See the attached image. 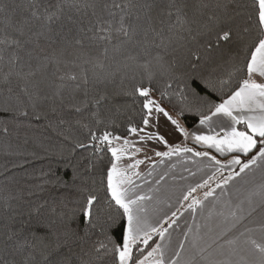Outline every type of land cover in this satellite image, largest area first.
Instances as JSON below:
<instances>
[{"label":"snow or ice","instance_id":"snow-or-ice-1","mask_svg":"<svg viewBox=\"0 0 264 264\" xmlns=\"http://www.w3.org/2000/svg\"><path fill=\"white\" fill-rule=\"evenodd\" d=\"M225 57L231 71L217 82L203 69ZM112 69L149 78L124 93L139 121L129 116L122 133L108 108ZM73 125L84 139L66 134ZM47 130L69 141L67 154L45 143ZM0 135L19 141L5 157L23 158L0 164V264H264V0H0ZM186 154L211 173L175 207L158 201L169 211L150 209L166 174L149 177ZM36 160L47 166L28 172ZM217 188L243 196L217 211ZM55 189L65 194L45 198ZM185 212L221 219L170 246Z\"/></svg>","mask_w":264,"mask_h":264},{"label":"trees","instance_id":"trees-1","mask_svg":"<svg viewBox=\"0 0 264 264\" xmlns=\"http://www.w3.org/2000/svg\"><path fill=\"white\" fill-rule=\"evenodd\" d=\"M167 60L170 62L171 57H167ZM227 58L225 57L224 60H218L216 63L209 65L203 69V71L211 72L213 79L218 82L219 79L227 80L229 77V73L231 71L230 65L226 62ZM213 69H215L213 71ZM116 74L113 77V79L108 84V92L111 97V101L108 104V108L111 109V111L114 113V120L116 124L120 125L119 128H116L115 130L117 132L122 133L124 131V125L127 123L129 116H132L137 122L139 121V116L135 115V113L139 112V106L134 105L131 103V99L124 95L125 92L130 91L134 84L138 83L141 78H143V83L145 86H148L149 84V78L148 73L144 69H137V75L136 79H131V73L128 75H124V70H116L112 69ZM153 75L151 77V84L155 88H162L165 85L166 77L164 75V70L162 68H154L152 69ZM58 83V81H57ZM227 85H225V88L227 89ZM212 99L219 101V97L216 96V94L213 93ZM117 109H119V112H117ZM195 118L193 116H189V119L187 121V124L190 128V130L195 126ZM65 131L67 135L70 136H79L81 139L85 138V132L86 130L79 128L78 126L73 125L70 129L68 126H65ZM42 135L44 137H47L48 139L45 140V143L49 145L54 153L60 152L63 150L65 154H67V150L71 147L69 141L64 140L62 137L57 136L54 132L51 130L43 131ZM6 143H10L12 146H15L19 143L17 139L14 136H9L5 138L3 135H0V164H3L5 160L8 159H23L22 157H5L3 155V149L6 145ZM31 147V145H29ZM81 155V150H76V156ZM86 155V153H85ZM109 156L106 154L104 156V160L101 161V166L97 168L95 179L97 183V188L100 191V194H103V188L100 185V179L102 175V170L107 167ZM75 162V161H73ZM86 163V161H85ZM47 166L46 160H36L32 163L26 165V168L28 172H32L34 169L39 170L42 167ZM83 167V165H81ZM16 176L17 179H25L26 173L23 169H16ZM59 172L63 173L64 169H58ZM66 179L71 180V172L69 170V176L66 177ZM0 182H3V177H0ZM212 186L215 185V182L211 184ZM65 194L64 189H55L50 193H45V198L49 199H59L61 196ZM68 198L71 200L72 194L68 193ZM154 240L158 243L159 238L154 237Z\"/></svg>","mask_w":264,"mask_h":264},{"label":"crops","instance_id":"crops-1","mask_svg":"<svg viewBox=\"0 0 264 264\" xmlns=\"http://www.w3.org/2000/svg\"><path fill=\"white\" fill-rule=\"evenodd\" d=\"M189 146H192L190 142ZM149 154L151 155V153ZM217 158L223 159L219 156ZM156 159L158 158L153 157V160ZM209 164L210 162L207 159L201 160L200 158L192 157L191 154H186L183 159L174 156L171 160L164 161V163L160 164L156 168L153 176L149 177V179L155 181V179L158 178L161 173L166 174V182H162L160 192L154 194L156 199H154L149 204V208L151 209L153 207H157L167 212L169 209L167 208L166 204L158 202L165 200L172 202L175 207L176 197L179 196L182 188H186L187 185L196 181H202V179H206L207 175L211 173L212 169L208 167ZM141 169L143 171H147V162L145 165L141 166ZM192 173H195L196 175L193 176ZM227 174V171H225L224 175ZM210 183L212 184L213 182ZM144 187L145 190H147L148 185H145ZM212 187L215 188V185ZM206 190L207 189L198 190L197 195L202 199L203 192ZM242 196L243 193H237L235 189H231L230 191L222 194L221 189L217 188L215 198H210V200L215 199L219 201V203L216 205L217 211H225L223 207L224 202L231 200L233 203H237L238 200L242 198ZM259 214V209H257V212L254 213V215L259 216ZM220 219L221 217L218 215H214L211 220L207 219V212H205L203 215L198 212L194 218L191 217L189 213L185 212L178 221V227L174 226L175 231L173 232L170 246H175L178 241L182 240L183 236L181 234L183 232H187L189 228H192L193 230L192 233H189V237L191 238L197 228H199L201 232H204L207 230L206 226L214 228L219 223ZM247 223L248 221L245 220L243 224L240 225L241 230ZM170 231L172 230L170 229ZM158 243L169 242H162L158 240Z\"/></svg>","mask_w":264,"mask_h":264}]
</instances>
